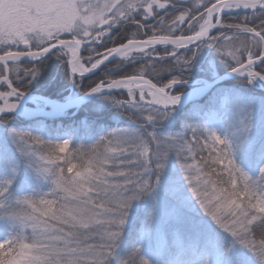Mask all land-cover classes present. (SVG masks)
<instances>
[{
    "label": "snow or ice",
    "instance_id": "6c2138e0",
    "mask_svg": "<svg viewBox=\"0 0 264 264\" xmlns=\"http://www.w3.org/2000/svg\"><path fill=\"white\" fill-rule=\"evenodd\" d=\"M240 9L246 10L242 19L229 22L226 13ZM149 19L156 23L146 24ZM129 27L135 31L129 33ZM114 28L119 32L114 33ZM185 31L194 34L185 35ZM124 39L126 43L121 42ZM158 45L164 46V55ZM205 46L220 54L231 73L244 82H264V0H0V86L6 88L0 91V118L18 108L28 85L55 56L66 78L82 86L84 96L102 95L143 128V132H107L87 155L82 148L75 150L76 155H61L67 152L69 139L53 141L31 130L8 129L19 157L0 152V168L15 174L19 163L25 162L44 175L55 166L58 189L71 196L61 182L71 179L79 181V191L92 194L88 204L92 215L83 233L74 238L61 222L56 199L41 198L37 205L25 198L20 202L32 209L35 215L31 218L54 222V235L59 239L18 246L0 241V264H154L145 254V242L160 255L184 231L192 236V246L202 241L215 254V264H250L245 252L234 250L235 245L264 264V138L249 143L250 155L260 163L259 174L253 177L237 164L233 143L215 129L188 125L176 136L156 132L159 121L171 116L181 102V95L174 94L175 86L184 82L178 76L165 79L163 73L176 68L182 73ZM138 60V70L124 71ZM146 75L153 76L156 83ZM124 90L128 98L117 99L116 92ZM146 96L151 99L145 102ZM80 102L77 95L63 101H37L54 116ZM251 127L250 117L242 115L237 128L241 141L248 139ZM173 154L182 180L168 168ZM76 158L81 161L79 166L72 162ZM89 181L99 185L103 194ZM11 183V178L0 181V201L7 197ZM147 197L153 199V211L139 236L121 253L118 250L133 202ZM161 200L165 215L176 221L171 236L153 231ZM196 206L217 230L197 222ZM257 221L258 239L251 227ZM224 234L232 237L231 246L225 243ZM36 247L45 251L36 253Z\"/></svg>",
    "mask_w": 264,
    "mask_h": 264
},
{
    "label": "rangeland",
    "instance_id": "374dc122",
    "mask_svg": "<svg viewBox=\"0 0 264 264\" xmlns=\"http://www.w3.org/2000/svg\"><path fill=\"white\" fill-rule=\"evenodd\" d=\"M241 10L242 9L237 10L238 11L237 13L227 14V15L231 16L235 14H240ZM241 14H244V13H241ZM209 51L213 52V54H218L214 49L205 46L197 53L198 60L200 61L203 60L207 56L206 53H208ZM208 58H209L208 59L209 68L207 71H208V75L210 78L206 80H201L199 82L195 81L191 84H194L196 82L201 84L203 81H212L214 79H217L218 77L223 75L220 73V69H223V70L228 69L226 65H222L223 62L218 68L217 64L215 63V59H213V57L211 56ZM244 59L246 62L247 60L246 54H245ZM136 62H139V60ZM41 78L44 79L42 72H41L40 77L36 81H33L31 84L28 85L25 95H31V94L46 95L42 91H39L40 90L39 88H37V86H39V80ZM145 78L151 79L152 77L150 78V77L145 76ZM46 79H48V76H46ZM151 80L155 82V80L153 79ZM236 80H242V79L240 78ZM182 84H186V83H181L179 85H182ZM191 84H188V85H191ZM245 84L249 87L250 90H254L255 92L264 93V82L257 81L251 84L245 82ZM189 89L190 87H188L187 90H185L180 95L182 96L186 94L189 91ZM245 89H246V92L248 91L247 93L236 92L237 94L231 97L227 93L224 94L222 98L220 99L218 109L210 108V109H207L202 114L194 113L195 125L193 126L207 128V129H215L218 131L219 134L228 138L233 143L234 158L237 164L240 167H242L245 171H247L251 176L257 177L259 174L260 163L255 157L250 155L249 143L250 141H259L260 139L264 138V102L263 100H261V97H259L257 93H255L254 95L252 91L248 90L247 88ZM5 90H6L5 87L0 86V91H5ZM123 93L127 94V92H123ZM70 96H72V94ZM137 99H139L138 92H137ZM149 99L150 97L148 96L145 97V101ZM37 101L38 100L35 101V104L28 105L30 109V110L28 109L29 111L26 110L24 111L25 113H20L21 115H12L13 119H7L3 123L0 124V152H3L8 155H12L17 158L19 157V153L15 149L14 144L11 142V137L8 136L7 130L17 129L15 127V124L18 122H14L15 119L19 121H23V120H26L25 118L36 117L38 115V112H34L33 110L46 111L43 107H40L38 105ZM10 102H15V98H10ZM0 103H2V101H0ZM183 111H184V108L175 109L172 112V115L166 118L167 120L165 122L166 126L173 127L176 121V117L182 116ZM68 113L69 112H67L66 115H68ZM242 115L249 116L251 119V125H252L251 132L248 136V139L244 141H241L237 133L238 122ZM187 126H185V128ZM185 128H184V131H185ZM21 129L31 130L41 135L43 134V129L38 128V127H34V128L25 127ZM107 132H110V131H107ZM107 132H100L97 135L96 140H98L100 136L104 135ZM190 138H191V134L189 133V139ZM45 139H48V138L45 137ZM63 139H69L71 142L69 144L67 152L61 155H68L69 153L76 155L75 150L78 148H81V144H77L73 146L74 138L71 134H67L64 137L57 139V141L63 140ZM95 142H93L89 146V148H87V150L84 151L86 155L88 153V150L92 148V145ZM204 154L207 155V153H204ZM198 158L199 156L197 157V159ZM76 160L77 158L73 159L72 162L76 164ZM61 164H63V161H61ZM168 168L174 171L175 175L181 178L182 180V176H181L178 165H169ZM18 170L21 171L20 176L22 177L23 181L20 184L19 192L16 194L15 198L13 199V202L19 196H22L24 194H27L29 192H34V191L35 192L47 191L48 188L50 187V185L46 181L42 180L39 177L36 171L35 165L30 166L29 164L25 162H20L18 166ZM17 177L18 175L11 173L10 170L0 168V181L9 179V178L12 179V183L11 185H9L8 192L6 194L8 200L13 198L12 196L13 194L11 192L16 183ZM145 200L147 201L143 202L141 200H138V201L133 202V207L130 210L129 217H128V223L125 226L124 232L125 231L126 233L128 232V228L131 226V222L133 220V219L131 220L130 218L132 216L133 210L138 204L142 205L143 208H144V205H146L149 202H152V205H153V199L151 197H147L145 198ZM196 207H197V212L195 214V219L197 220V222H203L205 226L211 225L213 230H217L214 223L210 221V218H207L203 214V212L198 209V206ZM164 208H165V205L163 201L161 200L160 204L156 208L153 231L154 232L159 231V232H162V233H165L171 236L175 232L176 221L173 218L165 215ZM256 224H259V222L258 221L255 222L251 227L255 226ZM12 228H13V223L11 219L8 218L7 216H0V241H2L9 234ZM142 228H143V225L138 231H135V233H133L130 241H128L129 245L134 236L136 237L139 236ZM125 239L126 237L122 235V238H121L122 243L124 242ZM192 240H193L192 236L187 231H184L176 236V243L172 247L167 249L163 254L158 255L152 248L149 247L147 242H145L144 244V251H145V254L148 256V258L154 262V264H160L161 261H163L164 264H193L194 261L197 262L198 264V262L204 258L208 259L209 264H215V254L206 250L202 241L197 242L195 246H192ZM224 240L226 244L231 246L232 237L230 235L224 234ZM120 245H121V242H120ZM122 245L120 246V248L123 247ZM234 250L245 252V254L249 257L250 264H259V261L257 260V258L248 250L243 249L239 245H235Z\"/></svg>",
    "mask_w": 264,
    "mask_h": 264
},
{
    "label": "trees",
    "instance_id": "16d2710c",
    "mask_svg": "<svg viewBox=\"0 0 264 264\" xmlns=\"http://www.w3.org/2000/svg\"><path fill=\"white\" fill-rule=\"evenodd\" d=\"M244 14H235L229 16V22H238L237 18L242 19ZM198 29V26L196 28ZM190 35V34H185ZM213 35H217V33H214ZM143 37V36H142ZM136 38H141V36H138ZM160 55H164V52L162 51L163 48H159ZM193 51H195V48H192ZM183 51V50H182ZM190 55V53H188ZM206 57L203 60H198V56L196 55L189 68L185 69L182 73L179 68H176L172 73H163V76L165 79H170L172 76H178L180 77L184 82L191 84L195 81H201L209 79L208 75V57H213L215 59V63L217 64L218 68L222 64V60L220 58V55L213 54V52L209 51L206 53ZM222 65H225L224 63ZM141 66V61L135 62L132 65H129L127 68L124 69L125 72L131 73L135 70H138ZM49 70V69H48ZM47 68L43 69L42 73L44 76V79L41 78L39 80V91H42L46 95L50 96L51 98H54L56 100L63 101L65 98L72 95L77 96H83V88L82 86H76L71 83V81L66 78L65 73L62 69L59 67H55L54 74H49ZM230 69H220L221 74H225L229 72ZM46 76H48V79H46ZM51 77H55L54 82L51 81ZM146 77H152L151 79H156L153 76ZM119 78V77H117ZM166 82V80H165ZM88 81H84V86L86 87ZM36 88V87H35ZM188 87H177L175 89V94H181L185 90H187ZM248 90L249 87L245 84L243 80H233L229 81L223 85L214 87L208 95L203 98L202 100L192 103L184 108L183 114L180 117H176V121L174 123V126H166V119L159 121L158 127L156 128V132L161 136H176L182 132H184V128L187 125H195V116L194 113L202 114L207 109L214 108L218 109L220 99L224 94H228L231 96H235L237 94L236 92L241 93H247L246 89ZM255 95V93L258 94L259 97H261V100L264 102V93L255 92L254 90H250ZM263 97V98H262ZM117 99H127L126 93H118L116 94ZM75 111H70L66 117L58 118V119H44V118H37L30 121H19L17 119L14 120V122H18L15 124V127L17 129L25 128V127H38L43 129V136L47 137L50 140L57 141V139H60L64 137L67 134H71L74 138V145L81 144V148L83 151L87 150L89 146L95 142L97 135L100 132H107V131H114V130H129V131H136V132H143V128L141 127V124L134 118H131L130 114H128L126 111L122 109H117L110 100L105 99L103 96L96 98L95 100L85 104L75 115H73ZM73 115V116H72ZM3 121L7 119H13L12 115H8L5 117L0 118ZM1 124V123H0ZM151 130V128H149ZM206 155V154H204ZM199 159V158H198ZM81 163L80 159L77 158L76 164L79 166ZM169 165H178L176 162V158L173 154L169 158L168 166ZM18 175L16 179V183L12 189V196L9 202H13V199L15 198L16 194L19 192L20 184L22 183V177L20 176L21 171H17L15 173ZM141 201H147L145 198L140 199ZM150 200V199H149ZM151 201V200H150ZM153 211V205L152 202L147 203L144 205V208L142 205H137L135 209L133 210L132 216H131V226L128 228V232L126 231L123 233V236L126 237L124 240V244L121 241V247L119 251L121 253L125 252L130 245L128 244V241H130L131 236L135 231H138L142 225L144 224L145 219L148 217L149 213ZM143 219V220H142ZM143 221V222H142ZM259 224H256L253 226V235L255 238H259L260 228L258 226ZM120 245V246H121Z\"/></svg>",
    "mask_w": 264,
    "mask_h": 264
},
{
    "label": "clouds",
    "instance_id": "9594fccd",
    "mask_svg": "<svg viewBox=\"0 0 264 264\" xmlns=\"http://www.w3.org/2000/svg\"><path fill=\"white\" fill-rule=\"evenodd\" d=\"M261 167H264V164H261ZM52 169L50 174H38L42 180L50 185L47 191L29 192L17 197L14 202H9L7 197L0 201V216H7L13 223L12 230L2 241H12L14 246H18L21 243L39 245L44 240L49 243H55L59 239V237L54 235L56 232L54 222L50 223L42 219L31 218L35 215L32 209L27 204L20 202L25 198L31 199L37 205H39L41 198L56 199L61 222L68 225L72 236L76 238L83 233L84 225L89 223L92 215L91 209L88 207L92 194H85L79 191L76 187L79 181L73 182L71 179H65L61 182L65 185V188H69L73 193L69 196L63 189L57 188L54 183L57 177L55 166H52ZM89 183L92 184L93 188L97 189L98 193L103 194L99 185L93 181H89ZM0 186L3 185L0 184ZM33 251L43 253L45 250L36 247ZM200 264H209V261L204 258L200 261Z\"/></svg>",
    "mask_w": 264,
    "mask_h": 264
},
{
    "label": "water",
    "instance_id": "95a60500",
    "mask_svg": "<svg viewBox=\"0 0 264 264\" xmlns=\"http://www.w3.org/2000/svg\"><path fill=\"white\" fill-rule=\"evenodd\" d=\"M238 11L232 12V13H226L227 14H233V13H237ZM240 13H246V10L242 9ZM214 33V32H213ZM211 33V34H213ZM158 48H162L164 47L163 45H158ZM190 47H194V45H190ZM147 79V78H146ZM236 79H240L238 78L235 74L231 73V71L223 74L222 76L218 77L217 79H214L212 81H203L201 84H199L198 82L188 85V84H182L179 85L177 84L175 86V88L177 87H190L189 91L181 96V102L175 106V109H183L186 106L198 102L200 100H202L203 98H205L208 93L216 86H220L223 85L229 81H233ZM155 83V82H153ZM124 92H127V90H124ZM116 93H120L119 91H117ZM102 95L100 94H93L91 96H80V100L81 102L73 107H69L63 114L61 115H56L54 116L51 112L49 111H44V110H33L34 112H38V115L34 118H25L26 121H30L33 120L35 118H44V119H49V120H53V119H58V118H62V117H66V113L70 112V111H75V113L73 115H75L85 104L95 100L96 98L101 97ZM49 100V101H60V100H56L53 99L51 97H48L47 95L44 94H31V95H25L23 99L20 100V103L18 105V108L10 113H7L5 116L8 115H21L20 113H25L24 111L28 110L29 107L28 105L30 104H35L36 100ZM151 99V97H150ZM146 102V101H145ZM30 110V109H29ZM28 110V111H29ZM72 115V116H73ZM4 116V117H5Z\"/></svg>",
    "mask_w": 264,
    "mask_h": 264
},
{
    "label": "flooded vegetation",
    "instance_id": "af4514ba",
    "mask_svg": "<svg viewBox=\"0 0 264 264\" xmlns=\"http://www.w3.org/2000/svg\"><path fill=\"white\" fill-rule=\"evenodd\" d=\"M93 2H95V0H93ZM101 2H103V0H101ZM161 2H163V0H161ZM186 6V5H185ZM177 15L179 14V13H176ZM142 19V18H141ZM146 24H155L156 23V21H155V19H149V20H146V21H144ZM185 29H187V25L185 24L184 26H183ZM121 31H123V30H121ZM135 31V28H132V27H129V33H131V32H134ZM113 32L114 33H117V32H119V28H114L113 29ZM184 34H190V35H193L194 33L193 32H189V31H185V33ZM119 38V37H118ZM131 38V37H130ZM147 37L146 36H141V38H138V39H146ZM121 42H123V43H126L127 42V40L126 39H124V40H122ZM109 46H119L118 44H116V45H109ZM163 48V47H162ZM192 48H195V46L194 47H192ZM59 67L60 69H62L63 70V72H64V69H63V67H62V65L60 64V62L56 59V57L55 56H53V57H51L50 59H48L47 61H46V63L43 65V69H45V68H47V70H48V73L50 74H54V72H55V67ZM42 69V70H43ZM65 73V72H64ZM55 78V77H54Z\"/></svg>",
    "mask_w": 264,
    "mask_h": 264
}]
</instances>
